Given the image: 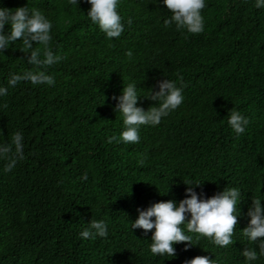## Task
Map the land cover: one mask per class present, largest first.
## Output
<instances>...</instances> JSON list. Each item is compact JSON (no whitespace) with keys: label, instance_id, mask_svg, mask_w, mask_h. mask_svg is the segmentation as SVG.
I'll return each instance as SVG.
<instances>
[{"label":"trees","instance_id":"1","mask_svg":"<svg viewBox=\"0 0 264 264\" xmlns=\"http://www.w3.org/2000/svg\"><path fill=\"white\" fill-rule=\"evenodd\" d=\"M206 3L205 30L191 34L166 27L170 11L157 0H121L124 32L109 39L86 16L87 0H0L44 12L52 49L64 57L48 69L55 86L11 87L10 73L35 66L19 39L0 54V85L9 87L0 98V143L20 130L25 153L11 172L0 159V264H184L196 256L244 264L243 250L256 245L241 231L253 200L264 199V8L255 0ZM166 78L186 85L182 105L159 125L141 126L139 143L110 142L122 131L113 97L124 84L137 83V106L148 110L155 102L145 96ZM232 109L249 119L243 134L227 123ZM187 181L203 182L194 190L204 199L241 189L234 243L202 238L188 249L175 244L174 258L153 256L154 229H131V221L138 209L185 199ZM101 219L106 238L79 235Z\"/></svg>","mask_w":264,"mask_h":264},{"label":"clouds","instance_id":"2","mask_svg":"<svg viewBox=\"0 0 264 264\" xmlns=\"http://www.w3.org/2000/svg\"><path fill=\"white\" fill-rule=\"evenodd\" d=\"M73 5L79 0H69ZM91 5L87 17L92 24L106 34L107 38H119L124 32L125 23L120 14L121 0H87ZM166 5L170 16L164 20L166 27L175 26L177 31H186L199 34L205 30V16L203 10L207 7L206 0H157ZM256 8H264V0H255ZM128 24L132 23L129 18ZM10 26L6 29L5 26ZM52 20L41 10L34 7H20L15 10L0 7V54H4L10 44L20 40L27 55V63L35 66V70L23 73H10L8 86L15 87L22 81H29L33 85L55 86L56 78L48 69L60 63L64 57L54 52L51 46L53 40ZM34 43L37 45L34 47ZM131 55V53H129ZM182 80V78H181ZM8 86L0 85V98L7 96ZM186 85H178L171 79L158 81L151 88L149 95L155 102L154 106L145 110L137 106L142 96L138 91L137 83L124 84L121 94L114 96L118 101L115 111L122 117V131L118 136H112L109 141L137 144L141 140V126H157L163 118L169 116L184 102L183 90ZM6 107V105H4ZM227 123L237 135L246 131L249 119L240 111L232 109L228 114ZM25 158L24 134L16 130L10 142L0 143V159L5 160L4 172H11L16 165ZM145 159L138 161L139 165ZM83 179H87V174ZM203 182H185L188 185L187 197L177 203L175 200L160 201L151 204L147 210H139V217L131 221V229L141 228L145 233L152 231L150 253L153 256H176L175 244L187 242L185 249L199 245L198 241L207 238L218 247H227L234 243V233L238 223L243 200L242 191L238 187H227L211 198H201L194 190L195 186ZM168 190L164 193L167 194ZM163 195V194H162ZM264 199L257 197L249 207L247 215L250 218L248 225L241 231L243 237L256 247H246L242 256L244 264H255L264 256ZM82 238H106L109 235L108 223L101 220H92L88 227L80 234ZM195 236V243H194ZM184 264H215L207 256H196L185 260Z\"/></svg>","mask_w":264,"mask_h":264}]
</instances>
